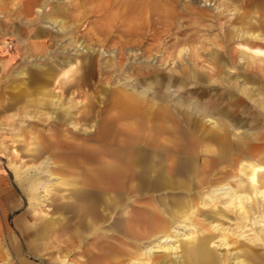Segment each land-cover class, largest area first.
<instances>
[{"label":"rangeland","instance_id":"1","mask_svg":"<svg viewBox=\"0 0 264 264\" xmlns=\"http://www.w3.org/2000/svg\"><path fill=\"white\" fill-rule=\"evenodd\" d=\"M108 3L0 0V264H85L90 261L81 251L104 246L102 239L77 240V234L67 242L76 225L65 212L72 200L64 181H80L90 168L79 163L82 156H108V144L98 138L116 91H141L153 83L149 99L153 93L163 94L173 103L213 111L214 120L227 106H239L238 111L251 107L254 117L260 115L264 122L259 111L264 58L253 52L264 51V0H130L133 14L124 21L122 9ZM240 52L246 53L244 59ZM42 76L49 80L44 88L37 81ZM38 89L46 94L42 102L28 104ZM211 120L205 119L196 142L191 140L195 150L190 156L178 153L179 142L188 140L187 134L193 138V125L181 118L178 140L172 142L163 133L156 148L144 140L139 144L143 152L157 153V167L144 175L141 192L130 186L134 177L125 190L114 191L123 201L108 222L115 227L119 219L126 220L110 232L114 236L107 245L136 252L125 264L190 263L187 238L194 226L211 239L220 261L264 264V196L255 194L259 184L250 176H237L241 165L233 152L205 155V147L216 151L219 146L206 133L214 125ZM255 129L243 123L239 132ZM258 131L264 136V127ZM143 133L150 140L149 131ZM37 136L41 139L34 140ZM228 140L240 156L241 147L232 137ZM134 150L136 155L141 148ZM242 165L249 172L251 162L245 158ZM35 179L41 185L31 201L27 187ZM138 208L143 220L151 215L158 224L170 226L174 238L149 251L161 239L149 237L155 225L134 233L127 228ZM102 223L95 237L107 232V223ZM172 241L178 250L163 248Z\"/></svg>","mask_w":264,"mask_h":264},{"label":"crops","instance_id":"2","mask_svg":"<svg viewBox=\"0 0 264 264\" xmlns=\"http://www.w3.org/2000/svg\"><path fill=\"white\" fill-rule=\"evenodd\" d=\"M146 95L147 91L144 92L143 90H118L112 95L110 99L111 107L105 114V117L101 120V133L98 138L105 139L104 143L108 144V156L96 160H94L92 156L89 159L82 156L77 160L79 163L89 166L90 168L84 169L80 181L73 179L64 181L67 184V187L70 188L68 192L71 193L72 200L70 205L67 204L68 206L65 210L66 214L75 219L73 224L77 226L78 230H80L78 226L79 224H82V229L87 228L85 226L91 224L94 227V230L92 229L91 231H87L88 229H85V232L84 230L82 232L78 231L77 240H83L84 238L91 236L90 239L92 240L102 239V242L109 243L110 241L108 239L114 236L113 233L110 232L119 229L121 223L126 222L123 218L119 219L115 227L110 226L114 222L108 223L112 219V210L116 205H120L123 201L121 195H114V191L125 190L126 183L131 181L132 177H134L136 182L130 186H134L137 193L141 192V186L145 180L144 175L154 172L158 164L156 160V152L152 151L150 154L143 152L145 149L143 145L140 146L143 140L146 141V145L149 147L153 146V148L157 147V138L163 133H169L172 142H174L175 139L178 140V138H181L182 133L179 127L180 123L177 120L181 118L182 123L193 125V130L189 133L193 134V138H188V134L186 136L184 135L188 140L179 142L178 153L184 156H190L195 150V135L202 132L206 121L215 118L213 115L216 113L213 111L211 112V110H197L195 105L190 104L187 106L179 105L173 103L169 98L163 96V94L153 93L152 99H149ZM238 108L239 106L235 109L227 106V108H224L225 110L221 109L218 112L219 116L215 119L218 123L216 125L208 126L209 128L206 131V133L212 135L213 139L218 137V140H216L219 145L218 149L215 151L210 147H205L204 153L207 155L208 153L213 154L216 152L217 156H231V152H233L232 154H234L236 164L239 163L241 165V170L237 172V176L246 175L251 177L252 168L258 166L260 159L259 148L260 144H264V136H260L258 131V129L261 128V125L258 124L259 119L252 114L253 108L250 107V110L247 111H238ZM189 109L191 110V113L189 112ZM192 111H194L195 114H193ZM200 113L202 114L199 116ZM240 116L243 118L239 119ZM253 119H257V123L253 122ZM159 122L161 125H159ZM243 123L245 126L251 125L252 128L255 127L257 129L251 131L243 130L242 132H239L243 129ZM144 129H146L147 132L149 131L150 140H145L143 135ZM228 129L233 131L231 135L229 134ZM62 136L63 137L61 138H65L64 135ZM229 137H232L236 142L235 145H239L243 150L240 152V156L233 151L234 148H232V145L228 140ZM247 143L250 147L246 146ZM137 147L141 148V151L139 154L135 155L134 148ZM251 149L255 152L254 155H250V152L252 151ZM97 151L99 153L98 149ZM244 155L248 157H244ZM245 158L251 162V165L248 166L249 172H245L244 165H242ZM189 163L190 159L186 161L187 165H189ZM71 165H74V163ZM116 166H118L120 170L112 172L111 168ZM158 182H161V180ZM85 188L90 190L93 196L92 204L94 207L92 213L95 217H93L92 220L86 219L85 217H82L81 219L76 217V212L78 211L80 204L77 199H75L76 197L73 196L80 193ZM138 209L139 212H136V214H133L134 212H132L133 215H130L131 217L129 216L128 222L131 223V225H127L128 231L131 230V232L134 233L135 230L137 231L145 225L150 224L155 225L154 227H151L153 234L149 236L152 237L153 240L163 238L170 234V226L158 224L157 218L151 215L148 216L146 220H143L142 216L140 217L141 210L140 208ZM189 212V209L184 211L179 216V219L187 216ZM100 222H103L102 224L107 223L108 229L106 233H102L99 237H95ZM110 244L113 248V244ZM90 248L88 251L82 253V255L87 256L88 261H90L85 264H92V254L98 253V245H93ZM121 252L127 256V259L119 263L117 262V264H125L128 260L137 257L135 251L121 250Z\"/></svg>","mask_w":264,"mask_h":264},{"label":"bare ground","instance_id":"3","mask_svg":"<svg viewBox=\"0 0 264 264\" xmlns=\"http://www.w3.org/2000/svg\"><path fill=\"white\" fill-rule=\"evenodd\" d=\"M107 2H109L108 3L109 6H113L114 8L115 7H118V10L122 9L121 14L119 15L120 17L123 18L122 21H124L126 17L130 16L131 14H133L132 13L133 11H130L128 9V8H130V0L129 1L128 0H107ZM108 14H110V13H108ZM244 50L250 51L247 48H245ZM245 52H242V53L240 52L241 53V59H244V57L246 56V53ZM253 52L257 56H261V57L264 58V51H260V50H257L256 51V50H254ZM37 81L39 82L38 84H39V86L41 88V87H43V85L45 83H48L49 80H48V77H46V76L43 77L42 76V78H37ZM152 86H153V83L146 84L145 87H144V89H143V91L145 92V91L152 90ZM18 93L19 94L20 93H23L22 88H19L18 89ZM45 95L46 94H45L44 89H38L35 92L34 99H29V100H27V102H28V104H34V106H36V105H38V104H40L42 102V99L44 98ZM259 111H260V113L264 114V96H262V100H261V103L259 105ZM257 116H259V117H257ZM256 117L257 118H261L260 115H256ZM94 121L95 120H93V122ZM211 121L213 122L214 125H216L218 123L214 119H212ZM252 121L257 123V119H255V120L253 119ZM258 124L261 125V126H264V122L259 121ZM48 138L51 139V140H54L55 139L54 136H48ZM39 139H40L39 136H37V137L34 138V140H39ZM215 140H218V137H216ZM259 152H260V159H259V162H258V166L252 168V171H251L252 172V174H251L252 175L251 176V181L254 184H257V185L259 184L258 187L255 189V191H256L255 194H259V195L264 196V190H262L264 187H263V183L261 182L262 181V177H263L262 172H264V144H260ZM119 170H120V168L118 166L111 168V171L112 172L113 171H119ZM37 180L36 179L35 180H31L29 182V184H28V187H27V196H28L29 200H31V201L36 198L37 189H38L39 185H41L40 182L37 181ZM73 197H76L75 199H77L78 203L80 204L79 209L76 212V215H77L76 217L78 219H81L82 217H85L86 219L92 220L93 217H95V216H93V213H92L93 212V207H94L93 204H92L93 203L92 192H90V190H88L87 188H85L80 193L75 194ZM244 198L246 199V201H249V199H250L246 195L244 196ZM81 225L82 224H79L78 225L80 230L77 229V226L75 227L76 228V232H74V234H69V233L67 234L68 235L67 236V242L68 241L70 242L71 241V238H73V236L76 235L78 233V231L82 232L84 230V232H85V229H88L87 231H91L92 229L94 230V227H93L92 224L91 225H88V226H85V227H87L85 229H82V226ZM172 238H174L173 234H171V233L168 234L166 237L161 238L159 240V242L156 243V245H154V247H152V248L149 249V251L153 250L154 248H161L159 245H161V244L164 245L168 240H170ZM187 240L189 241V243L192 246L191 247V250L188 253H186V256H188L189 260L191 261L188 264H229V261H228L227 258H225L224 261H220L217 258L218 255L216 256L215 253H214V250L211 248V244H212L211 239H209L206 236L205 232L202 229L197 228L196 226H194V232H193V234L191 236H189L187 238ZM102 243L104 244V246L103 247H99L100 245L98 246L99 247L98 248V253L97 254H92V260H93L92 264H117V262L119 263V262H122V261H124V260L127 259V256L125 254H123L121 252V250H119V249H111V248H109L107 246V245H109L108 243L107 244H105V242H102ZM224 245L227 246V244H225V243H224ZM163 248L164 249H168V251H169V249L178 250L179 249V246L175 243V241H172V244L170 246H168V247L165 246ZM70 253H71L70 251L67 252V254H70ZM80 253L82 254L83 251H81ZM248 253H251V252H248ZM178 254H180V253H178ZM252 257H254V255ZM252 260L253 261H257L258 259L254 258ZM137 261H139V260H137ZM141 263H142V261H140L139 264H141ZM158 264H166V263L161 262V263H158ZM180 264H184L183 263V260H182V262ZM234 264H243V263L242 262H234Z\"/></svg>","mask_w":264,"mask_h":264}]
</instances>
